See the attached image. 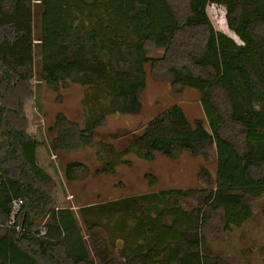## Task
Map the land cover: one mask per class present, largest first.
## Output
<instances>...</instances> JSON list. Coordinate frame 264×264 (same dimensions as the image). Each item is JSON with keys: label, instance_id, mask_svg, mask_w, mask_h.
Wrapping results in <instances>:
<instances>
[{"label": "trees", "instance_id": "1", "mask_svg": "<svg viewBox=\"0 0 264 264\" xmlns=\"http://www.w3.org/2000/svg\"><path fill=\"white\" fill-rule=\"evenodd\" d=\"M209 4L224 7L238 41L213 26ZM146 65L175 95L198 91L210 127L190 123L174 104L122 150H98L96 172L114 174L128 154L208 159L218 144L228 152L220 159L226 173L216 183L203 169L198 189L58 206L55 183L38 164L39 141L27 132L32 80L55 92L69 81L86 87L83 122L59 111L46 129L58 156L97 146L95 130L108 115L141 111ZM61 171L67 183L88 176L81 161ZM263 194L264 0H0V264H224L203 233L206 210L221 212L223 229L239 228L252 216L248 199ZM189 198L197 204L186 208Z\"/></svg>", "mask_w": 264, "mask_h": 264}, {"label": "rangeland", "instance_id": "2", "mask_svg": "<svg viewBox=\"0 0 264 264\" xmlns=\"http://www.w3.org/2000/svg\"><path fill=\"white\" fill-rule=\"evenodd\" d=\"M33 27L37 38V24L41 6L34 1ZM208 17L216 29L238 38L226 26L221 5L209 4L206 8ZM37 42V40H34ZM150 54L154 57L161 55V50L155 49ZM146 69V86L140 92L141 111L134 115L112 114L106 117L104 124L95 130L93 141L97 146L86 147L71 153L52 154L48 144L49 135L46 131L51 125L54 115L62 111L69 118L83 122L82 100L86 87L80 83L69 81L67 85L55 92L49 90L44 83L34 78L32 88L34 96L26 100L25 115L28 117V128H34L32 137L44 145L45 155L40 159L47 161L45 170L55 183L54 199L58 206L66 207L83 205L97 200H112L120 197L144 194L152 190L168 189H198L204 187L203 169L207 170L214 182L227 171L220 159L228 152L215 144L208 159L183 152L177 159H169L161 154H155L152 162L144 161L134 154L124 156L129 164L116 167L114 174H98L101 168L98 150L106 153L119 151L127 146L134 135L141 133L148 123L167 114L168 109L178 104L185 112L190 123L195 119H204L209 128L210 123L200 102V93L186 88L181 95H175L166 80H158L151 74L149 65ZM28 130V129H27ZM111 148V149H109ZM68 161H81L88 166V176L84 179L67 183L63 179L61 166ZM152 174L157 179V185L149 186L145 178ZM241 181V180H240ZM238 182V181H236ZM240 183V182H239ZM252 216L239 228L223 229L220 211L206 210L209 216L203 227L207 244L213 254L220 256L224 264H263L264 256V194L257 199H248ZM189 208L197 204V200L189 198L183 201ZM104 236V235H103ZM105 238V236H104ZM119 247V246H118Z\"/></svg>", "mask_w": 264, "mask_h": 264}, {"label": "crops", "instance_id": "3", "mask_svg": "<svg viewBox=\"0 0 264 264\" xmlns=\"http://www.w3.org/2000/svg\"><path fill=\"white\" fill-rule=\"evenodd\" d=\"M230 36V35H229ZM27 117V116H26ZM27 119H28V117H27ZM28 125H29V120H28ZM35 130H34V128H28V130H27V132L32 136L33 134H32V132H34ZM36 140H38L37 138H36ZM52 154H54V153H52ZM44 156L45 155V151H44V145L42 144V142L39 140V144H38V146H37V148H36V157H37V160H38V164L40 165V167L47 173V171L45 170V165L44 164H49V158H50V154H49V156H47L46 155V159H47V161H44L45 163H43V159H40V157L41 156ZM49 174V173H48ZM50 177H51V175H50Z\"/></svg>", "mask_w": 264, "mask_h": 264}, {"label": "built area", "instance_id": "4", "mask_svg": "<svg viewBox=\"0 0 264 264\" xmlns=\"http://www.w3.org/2000/svg\"><path fill=\"white\" fill-rule=\"evenodd\" d=\"M21 204H22L21 200H16L13 202L11 216H13L15 213H17Z\"/></svg>", "mask_w": 264, "mask_h": 264}, {"label": "water", "instance_id": "5", "mask_svg": "<svg viewBox=\"0 0 264 264\" xmlns=\"http://www.w3.org/2000/svg\"><path fill=\"white\" fill-rule=\"evenodd\" d=\"M232 37V36H231ZM233 38V37H232Z\"/></svg>", "mask_w": 264, "mask_h": 264}]
</instances>
